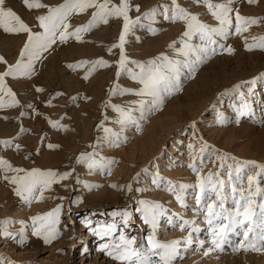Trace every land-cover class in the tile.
<instances>
[{
  "label": "rangeland",
  "instance_id": "rangeland-1",
  "mask_svg": "<svg viewBox=\"0 0 264 264\" xmlns=\"http://www.w3.org/2000/svg\"><path fill=\"white\" fill-rule=\"evenodd\" d=\"M41 2L58 5L63 0ZM119 2L112 0V3ZM171 2L129 0L130 4L140 6L139 11L132 7L129 16L135 19L152 7L171 5ZM224 2L226 0H213V3ZM177 3L191 12L199 13V19L206 23H218L203 3H195L194 0H177ZM6 6L11 7L33 30H41L36 17L44 14L47 9H29L23 0H6ZM232 7L243 16L264 18V0L251 4L248 0H232ZM93 11L95 8L74 13L69 17L68 31L87 23ZM162 11V8L158 9L152 25L160 31L151 33L147 28L148 21L143 20L144 27L136 24L126 34L124 49L130 60L147 61L161 52L172 59H184L182 54L176 53L168 45L175 40V47L181 46L179 38L186 25L182 21L165 20L160 14ZM232 15L231 34L226 40H220V43L225 48L231 46L234 51L218 48L197 68L194 77H186L187 69H184L180 78L181 90L165 95L163 107L139 121L140 130L134 124L127 125L122 135L128 139L121 142L119 147L103 142L105 133L103 128L97 127L103 120L104 127L121 130V126L116 123L119 114L113 108L105 107V103L110 101L111 104L138 109L139 105L133 104V101L150 99L134 93L120 95L117 92L109 95L114 85L121 88L140 87L139 81L133 80L126 72L122 71L117 77L118 65L115 62L119 60L120 49L117 47L109 51V47L119 40L123 28L122 17H109L107 23L99 22L90 31L82 33L80 40L74 36L63 42L57 40L35 63L32 75L5 78L20 103L0 108V141L15 137L11 146L0 143V157L10 161L14 168L29 171L33 168L58 172L74 170L66 179L56 181L50 188H46L42 199H32L31 203H27L14 191L16 186L3 179L4 175L17 173H5L0 168V221H8L6 225H0V229L6 228L14 237H5L0 231V264H124L109 256L98 247V243H118L123 232L127 237L137 238V247L141 244L147 247V236L151 229L144 223L142 214L136 211L140 207L139 201L144 199L163 204L168 209L167 216L173 219L175 226L168 224L167 216L161 217L156 230V238L160 241L181 240V255L173 264H264V252L243 249L233 251V246L244 239L242 230L240 235L229 234L232 243L224 245L222 252L216 250L204 256L203 248H197L195 243L185 250L183 238L190 232L194 241L204 240V247L210 245L204 216L193 211L198 207L195 200L198 189H184L181 193L184 197L182 204L176 199V193L168 191L164 186L167 180H171L179 192L181 183L194 184L197 181L196 173L188 165L193 162L195 150L200 147V138L230 154L225 161L226 166L233 163L232 156L264 163V78H258L255 84L249 83L253 77L264 73V48L245 47L246 43H260V37L264 36V19L236 33L235 12ZM26 39L24 33L6 32L0 27V56L9 64H14ZM192 42L200 43L196 38ZM99 58L109 61V65L94 70H91L92 65L88 63L75 66L80 61ZM128 66L138 71L130 63ZM6 67V64L0 62V72ZM90 70L91 74L85 78ZM236 84H241L238 91L218 95ZM38 88L43 91H37ZM241 92L251 108V112L245 115H238L236 110V106L241 103ZM0 96L8 100L4 93H0ZM21 112L26 114L21 116ZM219 114L223 115L224 123L218 122ZM134 115L139 117V111ZM50 119L59 120L68 126L67 129L52 127ZM193 120L196 121L195 129L191 126ZM21 128L25 131L22 132ZM98 138L101 143H97ZM16 144L21 147L17 149ZM49 144L59 147L49 148ZM189 144H193L194 148L190 149ZM94 147L99 154L97 159L100 156L115 159L110 174L108 170H90L86 164L76 163V157L81 152H92ZM210 170L214 173L218 171L222 179H227L226 167H220L215 155L209 159L205 153V164L201 172L207 174ZM156 172L165 178L160 187L152 184ZM112 184L125 187L113 188ZM129 184L132 191L127 188ZM244 187L247 188L246 178ZM260 187L264 188V180H260ZM261 199L257 195L256 203L259 204ZM57 205L61 206L59 223L55 225L58 234L51 243H45L43 235L33 234L31 218L37 215L43 217ZM225 207H234L230 199ZM125 211L131 213L127 225L120 215ZM181 217L194 219L200 231L192 232L191 227L181 229L178 226L182 222ZM113 223L117 230L111 236L100 237L93 233L86 241L82 227L92 226L97 229ZM22 230L27 237L23 244L20 243ZM152 260L160 264L158 256H153Z\"/></svg>",
  "mask_w": 264,
  "mask_h": 264
},
{
  "label": "snow or ice",
  "instance_id": "snow-or-ice-1",
  "mask_svg": "<svg viewBox=\"0 0 264 264\" xmlns=\"http://www.w3.org/2000/svg\"><path fill=\"white\" fill-rule=\"evenodd\" d=\"M27 8L41 9L45 8L47 11L36 17L39 22V28L41 30L36 31L26 23L11 7L6 6V0H0V27L6 32L10 33H24L27 35V39L24 42L23 47L20 50V56L14 64H9L3 56H0V62L7 65L4 71L0 72V93H4L8 97L5 101L4 96H0V108L11 107L19 104V100L16 99V94L7 85L6 77H20L30 76L34 73L35 63L41 59L43 53L47 52L57 42V40L63 42L70 36H74L76 40L82 38V33L90 31L99 22L107 23L109 17H122L123 28L119 35L117 43L112 44L109 47V51L112 48H119V60L115 63L118 65L116 75L120 76L121 72H126L133 80L139 81V88H121L119 85H114L109 90V95H120L124 93H134L139 97H147L150 99H139L133 101V104L139 105V108L123 107L119 104H111L110 101L105 103V107L113 108L119 115L116 123L121 126L120 131H114L112 128L104 127V121L102 120L97 126L103 128L105 136L103 142L109 146L119 147L121 142L126 141L128 138L123 136V129L129 125L134 124L137 130L141 129L140 120L147 118L153 111L159 110L164 105L165 95L171 94L175 91L181 90V73L184 69H187L186 77H194L196 75L197 68L210 58L217 49L225 51H234L231 46L225 48L224 44L220 43V40H226L231 34L233 28V13L235 12V32L240 33L246 30L249 25L258 23L261 17L243 16L238 10L232 7V0H226L224 3H213V0H194L195 3H203L206 5L208 11L218 22L217 24H209L199 19V13L191 12L188 8L181 6L177 3V0H172L171 5L155 6L144 13L141 16H137L135 19L129 16V11L132 7H135L139 11L140 6L132 5L129 0H120V2L112 3V0H63V3L58 5H48L42 3L41 0H23ZM248 2L256 3L257 0H248ZM89 8H95L92 12L91 19L87 23L75 27L72 31H68L69 17L74 13H83ZM162 8L160 13L165 20L169 21H182L186 27L182 32L179 43L180 47L176 48L177 41H172L168 47L173 48L178 54H182L184 59H172L165 53L161 52L158 56L148 59L147 61L130 60L126 55L124 44L125 36L131 30V28L140 24L142 27L145 25L143 20L148 21V30L155 34L160 29L153 27L155 19L158 13V9ZM219 37L220 39H216ZM193 38H196L200 43H193ZM246 48L260 47L264 48V36L260 37L259 44H245ZM91 64L92 69L96 67H106L109 65V61L99 58L94 61H80L79 66L82 64ZM129 63L135 66L138 71H134L132 67H129ZM73 67L74 65H69ZM89 73L86 74L90 75ZM258 78H264V73H260L259 77H253L249 83L255 84ZM243 83V82H241ZM241 84H236L232 89H225L223 95L230 91H238ZM37 91H43L38 88ZM251 91V89H249ZM59 95V93H57ZM241 103L236 106L238 115H245L251 112L250 103L244 98V93H239ZM76 99V97H73ZM51 101H49L50 103ZM32 107V105H28ZM136 111H139V117L134 115ZM26 113L21 112V116ZM63 119V117H61ZM107 119V117H105ZM218 122L224 123V117L222 114L218 115ZM49 123L54 128L67 129V125L62 124L59 120H49ZM193 129L196 127V121L191 122ZM21 131L25 129L21 128ZM15 137L7 140L0 141V143L6 146H11ZM101 139H97V143H101ZM21 145L16 144V148L19 149ZM49 148H57L59 145L49 144ZM190 149L194 148L193 144H189ZM196 155L193 156V162L188 165L193 172L197 175V181L194 184L179 185V192L174 187V182L167 180L164 183L165 188L176 193V199L182 204L184 203V197L181 194L186 188L198 189L195 194V200L198 207L193 211L196 213H202L204 220L207 224V232L210 236V245L204 247V240H193L191 232L188 236L183 238V248L187 250L193 243L197 248H203V255L208 256L209 253L219 250L224 251V245L231 244L229 234L235 233L241 234L244 237L239 244L233 246V251H239L241 249L254 252H264V188L260 187V180H264V163L257 162L255 160H240L237 157L232 156V164L225 165V161L229 159L230 154L216 149L213 145H210L203 138H200V147L196 149ZM205 153L210 159L215 155L216 160L219 161L220 167L225 168L227 171V179H222L220 173L209 171L207 174H202L201 169L205 164ZM93 148L92 152H81L76 157V163H84L90 170L99 169L101 171L108 170L110 174L111 166L115 163L114 158H108L100 156ZM198 162V163H197ZM0 168H3L4 172L9 171L17 173V175H4L3 179L9 181L15 185L14 191L27 203H31L32 199H42L43 193L46 188H50L56 181L66 179L71 175L70 169L65 172H58L53 169L41 170L33 168L30 171L14 168L10 161L0 157ZM147 169H145L146 171ZM24 175H18L19 173ZM245 178L247 180V188L244 187ZM165 181L164 177H161L159 172L153 174L152 184L156 187H160L161 183ZM113 188L125 187L124 185H111ZM88 187H98V185H88ZM129 191H132L131 184L127 185ZM228 189V190H226ZM138 191H144V189H138ZM39 192L40 195H36ZM259 195L262 199L259 204L256 203L255 197ZM234 207H225V203L228 200ZM140 207L136 209L137 212L142 214L144 223L149 225L151 231L147 236V247L141 244L136 246V237H127L121 232L119 242L103 243L100 248L107 252L109 256L114 257L118 261L124 262V264H155L152 260L153 256L160 258V264H173V261L181 255V240L172 239L170 241H160L156 238V230L159 227V221L161 217H166L168 209L164 207L158 201L153 200H140ZM187 207V205H184ZM60 205L44 216H33V234L36 236L43 235L45 243H51V241L58 234L55 225L59 223ZM116 215V213H113ZM123 218V223L127 225L131 219L130 212L120 213ZM174 216H179L178 213H173ZM51 218L48 220L47 218ZM182 222L178 225L181 229L191 227L192 232H199L200 228L195 226V220H187L181 217ZM167 222L169 225H174L171 216H167ZM7 220L0 221V225H6ZM24 223V221H21ZM239 229V230H238ZM116 224H109L107 226L93 229L96 235L100 237L111 236L115 232ZM5 237H13V234L5 229H0ZM14 238V237H13ZM27 239L22 234L20 237V243L23 244Z\"/></svg>",
  "mask_w": 264,
  "mask_h": 264
},
{
  "label": "bare ground",
  "instance_id": "bare-ground-1",
  "mask_svg": "<svg viewBox=\"0 0 264 264\" xmlns=\"http://www.w3.org/2000/svg\"><path fill=\"white\" fill-rule=\"evenodd\" d=\"M153 123H154V122H153ZM145 149H146V148H145ZM136 150H137V149H136ZM82 226H83V224H82ZM82 230L85 231L84 235H85L86 241L89 239V235L95 233V232L93 231V227H92V226L82 227ZM101 244H102V243L99 242V243H98V247H99ZM85 248H87V247H85ZM105 256H106V255H105Z\"/></svg>",
  "mask_w": 264,
  "mask_h": 264
}]
</instances>
